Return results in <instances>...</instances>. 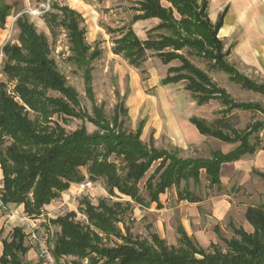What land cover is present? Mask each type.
Listing matches in <instances>:
<instances>
[{"label":"trees","instance_id":"obj_1","mask_svg":"<svg viewBox=\"0 0 264 264\" xmlns=\"http://www.w3.org/2000/svg\"><path fill=\"white\" fill-rule=\"evenodd\" d=\"M162 1L171 7H164ZM207 7V2L199 0H137L131 26L120 29L123 33L115 40L113 53L121 55L142 74L150 52L163 65L178 61L179 66L168 68L161 86L185 81V89L199 106L217 100L225 107L221 111L224 117L211 124L205 119L190 118L202 135L224 143H239L235 151L229 154L215 151L209 159L182 157V149L177 147L157 148L153 134L146 143L142 139L145 121L136 130H128L126 95L115 106L111 120L105 116L104 107L94 101L92 73V64L101 52L87 43L85 19L77 10L54 2L53 12H46L44 20L53 39L60 29L67 33L71 51L68 60L84 69L86 94L93 101L92 114L81 107L79 93L59 71L48 36L39 32L26 15L18 17L17 43H8L2 49L7 82L0 83L1 206H22L28 218L38 219L45 207L59 199L72 184L102 180L108 193V198L100 199L97 205L88 199L81 201L79 211L86 217V223L77 220L75 211L50 220V224L59 228L50 235L53 253L64 264H264V206L247 209L246 219L253 226V233L229 222L234 236L231 239L220 236L227 246L225 251L214 243L204 249L182 225L177 228V245H169L155 233L151 234V240L134 235L131 225L126 223L133 212V203L147 209L156 203L162 209L160 196L173 186L177 187L180 201L202 202L203 198L189 189L191 180L200 184L201 171L206 172L211 187H221L223 164L264 149L258 136L264 130V121L239 131L228 115L234 110L262 111L261 106L236 102L187 56L207 60L242 89L264 96V85L240 75L227 63L228 51H224L217 38L221 22L210 23ZM13 9L7 0H0V29L5 28ZM151 18L159 19L160 24L142 41L132 24ZM50 92L60 96H50ZM69 119L81 120L83 124L68 132L65 125ZM85 122L97 130L90 133ZM254 134L256 141L251 143ZM158 162L145 183L146 199L140 183ZM257 174L264 179V174ZM182 182L186 184L184 188ZM123 198L129 200L122 201ZM215 231L219 235L217 228ZM2 234L1 231L0 241ZM27 238L23 227L13 228L2 239L0 264H29L27 255L31 247L26 244Z\"/></svg>","mask_w":264,"mask_h":264},{"label":"rangeland","instance_id":"obj_2","mask_svg":"<svg viewBox=\"0 0 264 264\" xmlns=\"http://www.w3.org/2000/svg\"><path fill=\"white\" fill-rule=\"evenodd\" d=\"M54 2L64 6L67 5L72 9L76 7L75 9L85 19L84 26L87 31V43L93 49H98L101 52L100 57L92 64L94 101L96 105L104 107L105 116L109 120L113 117L115 106L126 95L125 103L128 108L129 118L125 127L128 130H136L139 123L145 121L144 141L148 143L153 133L152 128H158L165 135L155 141V146L160 149L172 150L176 146L171 143V140L166 135L171 128L181 129L192 117L204 118L208 124L224 117V113L220 112V110H224L225 107L220 102L212 101L205 109L199 106L192 94L185 90L187 85L185 81L174 86H161L160 82L166 76V67L151 52L143 66L144 74L141 73V70L129 65L127 60L121 55L113 53L114 42L121 37L123 32L120 29L123 24L128 25L130 16L134 13L133 7H135V3L137 5L136 0H7V3L12 4L14 9L11 16L7 19L5 28L0 29V83L7 82V77L3 73L5 57L2 49L8 43H17L19 30L16 26V21L18 17L24 14L35 24L39 32L48 36L52 45V57L55 59L59 71L67 79L68 85L75 88L79 93L81 107L89 114L93 113V101L86 94L84 69L68 60L71 56V51L67 33L60 29L58 37L53 39L45 23V13L53 12L51 7ZM122 28L124 29L125 27ZM187 51L188 49L183 50L184 53ZM187 56L197 67L207 72L221 88L227 90L236 102L254 103L261 106L262 111L258 109L252 111L234 110L228 114L235 129L243 131L254 122L264 121L263 95L243 90L239 85L231 81L228 74L212 69L207 60L196 55ZM175 64L177 66L180 65L178 61L172 63V65ZM50 96L59 97L60 95L56 92H50ZM82 124L81 120L69 119L65 128L68 132H72ZM85 124L90 133L97 130V127L91 123L85 122ZM187 136H189L190 140H187L186 145L180 148L182 149V157L209 159L212 157L213 152L224 151L225 143L213 137L195 138L192 135ZM256 136L257 134H254L251 137V143H255ZM261 136L264 138V132H262ZM158 164L159 162L150 169L140 183V188L146 199H148V193L145 191V183L154 173ZM222 176L224 184L221 187H211L206 172L203 170L200 174V184L195 185L193 180H191L189 189L202 197L205 202H210L220 197H230L231 203L235 202V206H233L231 214L226 216L224 220L216 221L212 212L206 209L208 206L197 208V204L180 201L177 196V187L173 186L160 196L162 209L158 210L156 208L157 212H151L149 209L141 208L133 203V212L126 219V223L131 225L134 235L149 240H151V234L154 233L161 238L158 229L161 230L160 225L162 223L166 231V241L173 243V232L170 227L176 228V226H179L182 217L193 218L198 215V211L201 217V224L199 225L207 228L210 232L217 228L219 230V235L216 237L217 245L225 251L227 246L220 236L225 239H231L234 236L228 224L233 220L237 226H241L246 206L264 204V189H262L264 184L255 185V182L252 181L253 178L251 181L240 177L236 178L234 170L229 166H224ZM261 181L264 183V180L261 179ZM185 185V182H182L181 188H184ZM102 198H108V193L102 180L95 183L72 184L70 190L64 192L59 199L52 202L53 205L49 210L44 209L39 222H36L42 223L41 225L39 224L41 229L33 227V222L36 219L28 218L23 212L22 206L13 208L11 212L8 211L7 213L13 216L17 224L23 225L27 229L26 231L37 228V232L40 235L45 234V232H48V234L50 232L51 235V233L58 231L59 228L50 224V220L75 211L78 214L77 220L86 223V217L79 211L81 201L88 199L97 205ZM118 200L114 198V201ZM127 200L129 199H122V201ZM7 235L8 231H5L2 237L4 238ZM26 242L31 247V250L33 249L37 254V249L29 243L28 239ZM31 259L33 260H28L29 264L35 262V257Z\"/></svg>","mask_w":264,"mask_h":264},{"label":"crops","instance_id":"obj_3","mask_svg":"<svg viewBox=\"0 0 264 264\" xmlns=\"http://www.w3.org/2000/svg\"><path fill=\"white\" fill-rule=\"evenodd\" d=\"M201 1H205L208 4L207 14H208V19L210 23L212 25H216L219 21L221 22V26L218 31L217 38L222 42L224 46V51H228V56L226 58L227 63L231 67H233L240 75L246 77L247 79L255 82L258 85H264V0H199V2ZM161 3L164 7H167V8L171 7V4H169L168 2L162 1ZM134 6H136V3ZM73 8L75 9L76 7H73ZM134 14L135 12L130 16L131 18L128 22V25L123 24L122 27L128 28L131 26L130 25L131 19ZM174 16L176 19L178 20L180 19V16L176 11H174ZM159 24H160L159 19L151 18L147 20H141V21H138L132 24V28L135 34L139 37V39L144 41L148 38L149 31L157 27ZM175 62H172V63H175ZM172 63L170 65H163L161 63L164 67H166V74H167V70L169 67L177 66L176 64L172 65ZM211 68L217 69L213 67ZM212 80L217 84V82L214 79ZM174 85H177V84H170L167 86H174ZM212 101H217V100H212ZM212 101H210L207 104L202 105L201 107L204 109L207 108L208 105ZM217 102L219 103V101ZM144 130H143V134H144ZM152 130H153L152 134L155 138V141L158 140L159 137H162L163 135H165L164 133H162L161 129L152 128ZM262 132H264V130L261 131L258 134V136L263 143L264 138L261 136ZM168 133L166 135L171 140V143L177 148H181L185 146L187 143V140H190L189 136L187 135H192L195 138L205 137L199 132L196 126L190 122V118H189V122L187 121V123L184 124L181 129L178 130L175 128H171V130H169ZM142 139H143V135H142ZM225 144H224V151H220L224 154H229L235 151L237 147L239 146V143H231V144L225 143ZM224 166L231 167L235 172L236 178L240 177L247 181L248 180L251 181L253 178L252 181L255 182V185L264 184L261 181V179L262 180L264 179L257 174V173L264 174V149L260 148L254 154H247L235 162L223 164L222 169H221L222 184H224L223 176H222ZM0 179L2 183L3 175H2L1 169H0ZM1 188H2V185L0 186V189ZM262 189H264V186H262ZM234 203L235 202L231 203L230 197H220L210 202L202 201L200 203H197V206H198L197 208L201 206L202 208H205L208 206L206 209L212 212L213 218H215L216 221H221V220H224L226 216L231 214L234 208L233 206H235ZM52 205L53 203L50 204L49 206H46L45 209L49 210V208ZM258 206H264V204L246 206L244 217H243V223L240 224L241 226H237L232 220L234 225L237 228H243L248 233H253L254 228L247 221L246 212H247L248 207H258ZM18 207L20 206L9 205L7 208H4L1 206V203H0V232L2 231V233L4 234L5 231H8V235L6 237L4 238L1 237L0 257L3 254L2 239L7 238L11 234L13 228L15 227L24 228L23 225L17 224V221L14 220L12 215H9L7 213L8 211L11 212L12 211L11 209L13 208L15 209ZM156 208H157V204L153 203L151 207L149 208V211L157 212L159 209L157 208L158 210H155ZM23 212H24V209H23ZM197 213L198 215L193 218L182 217L179 222V225H182L184 229L186 230V232L188 233V235L192 237L201 247H203L204 249H208L211 246V244L213 243L217 244L216 237L218 234L215 231V229L213 230V232H210L207 230V228L201 227L199 225L201 224V217L199 216L198 211ZM36 222H39V218L36 219L35 222H33V227L40 228L39 224L41 225L42 223H36ZM157 224L156 226H158ZM160 226H161V230L158 229L159 230L158 233L160 234L161 238L167 240L164 225L161 223ZM177 227L178 226H176V228L170 227L171 231L173 232L174 242L172 243L171 241L170 242L167 241L169 245H177V240L179 237V235L177 234ZM24 230H25V233L28 235L29 231H26L27 229L25 228ZM34 257H35V262L33 264H37V254L32 249L29 251L27 255V260L32 261L33 259L31 258H34Z\"/></svg>","mask_w":264,"mask_h":264},{"label":"built area","instance_id":"obj_4","mask_svg":"<svg viewBox=\"0 0 264 264\" xmlns=\"http://www.w3.org/2000/svg\"><path fill=\"white\" fill-rule=\"evenodd\" d=\"M37 228L30 229L28 233L29 243L37 249V264H64L53 253L50 232L40 235Z\"/></svg>","mask_w":264,"mask_h":264}]
</instances>
